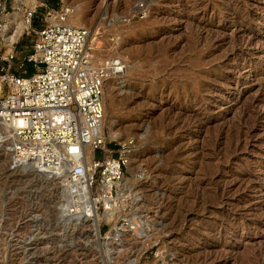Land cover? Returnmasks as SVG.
Wrapping results in <instances>:
<instances>
[{
    "label": "rangeland",
    "instance_id": "374dc122",
    "mask_svg": "<svg viewBox=\"0 0 264 264\" xmlns=\"http://www.w3.org/2000/svg\"><path fill=\"white\" fill-rule=\"evenodd\" d=\"M62 6L99 58L127 63L106 86L104 129L134 140L123 212L147 220V237L109 247L110 222L99 238L90 223L67 228L59 181L0 154V264H264V0H36L21 12L38 29ZM13 30L0 29V65L37 35L9 44Z\"/></svg>",
    "mask_w": 264,
    "mask_h": 264
},
{
    "label": "built area",
    "instance_id": "2783aa9c",
    "mask_svg": "<svg viewBox=\"0 0 264 264\" xmlns=\"http://www.w3.org/2000/svg\"><path fill=\"white\" fill-rule=\"evenodd\" d=\"M39 4L47 7L45 1ZM0 6L9 14L5 2ZM69 12V6L50 8L38 29L31 27L32 11L22 12L30 18L26 30L31 28L37 35L31 51L14 66V49L3 55L0 151L27 170L51 174L61 190L67 183L76 184L83 200L75 196L73 202L86 203L91 212L101 213L106 206L116 211L118 188L135 143L132 138L107 139L104 92L105 80L121 74L125 62L118 55L99 58L97 45L90 43L89 28L68 23ZM4 24L0 23V29ZM63 175L66 181L60 180ZM123 215L118 216L110 234L140 229V218L129 221Z\"/></svg>",
    "mask_w": 264,
    "mask_h": 264
},
{
    "label": "bare ground",
    "instance_id": "6f19581e",
    "mask_svg": "<svg viewBox=\"0 0 264 264\" xmlns=\"http://www.w3.org/2000/svg\"><path fill=\"white\" fill-rule=\"evenodd\" d=\"M36 0H13V11L12 13L10 14H7V13H4L3 12V9L2 7L3 6H0V17H3L6 19V24H4L2 26V29L4 31L6 30H11V29H14L12 31V33L9 34L8 36V42L9 44H12L13 41H15L19 35L22 33V31L29 25V20L30 18L27 16H23L21 13V7L23 4H26L29 3V4H34ZM16 11H18L19 13V18L15 16L13 17H9L11 15H13ZM75 11V10H74ZM73 9L70 8V12L68 13L67 15V22L68 23H71L70 20H68V17H70V15L72 13H74ZM17 13V12H16ZM9 15V16H8ZM21 19V20H20ZM20 20V21H19ZM74 20V18H73ZM73 24V23H71ZM75 24L77 25H83V22L80 21V18L77 17V20H75ZM8 26H11L13 25L12 28H7L6 27ZM89 40H90V35H89ZM125 62V60H124ZM127 63L125 62V68L123 69V72L121 74H117V75H112L110 77H108L106 80H105V89H106V86L107 84H109L111 81H116L119 79V77H121L123 74H126L127 72ZM106 112H107V106H106V102H105V92H104V116H103V126L105 125L104 121L106 119ZM116 133V132H115ZM133 153V152H132ZM132 153L129 155V161H128V168L131 167V164H132ZM0 154L4 155V156H7L9 157L8 154L4 153L3 151H0ZM90 153L87 155V157L89 158L90 157ZM6 157V158H7ZM10 161H11V158L9 157ZM12 164L14 166H16L15 164L19 165L17 167H25V166H22L18 163H15L12 161ZM127 177V175L124 177V179L122 180L121 184H120V187L118 188V194H117V198H118V207L116 209V211L114 210H109L108 209V206H106L107 208L104 209L101 213L100 212H91L90 209H88V207L86 206V203H83V202H79V203H74V198L75 196L80 199L81 201L83 200V195L81 193V190L79 187H77V185L75 184H72V183H67V186H64V191L67 193L66 195V200L64 202V204L62 205V215H61V218H62V222L65 224V226L68 228H71V229H74V228H77V227H80L82 225H87V223H90L91 225V228L93 229L96 237H100V232H99V224H100V221L103 219L107 222H110L113 227H115L116 223L115 221L117 220V217L122 213L123 211V207L125 205V199L127 197V188L130 186V180L128 179H125ZM61 180L63 181H66L65 180V176L63 175V177L61 178ZM63 188V187H62ZM73 190L75 192H73ZM76 194V195H75ZM107 204V203H105ZM75 207H77V209H75ZM110 207V206H109ZM93 213V215H92ZM125 217V219L127 220H132V219H135V218H140V221H141V227L140 229L133 234H139V236H142V237H147V220H143V217H137L135 216V214H132V215H129L127 216V214L124 213L123 215ZM115 223V224H114ZM105 239V243L107 244V246L110 247V245H119V246H122L124 244L127 243V241H129L130 239H128L126 236H125V233L124 232H117L116 234H110V231H109V235H107L106 237H104ZM138 261V258H133L130 260L129 264H136V262Z\"/></svg>",
    "mask_w": 264,
    "mask_h": 264
}]
</instances>
